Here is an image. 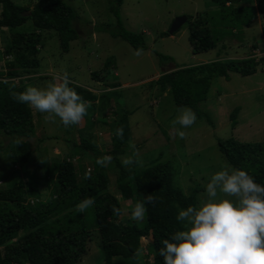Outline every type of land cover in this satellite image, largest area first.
<instances>
[{
    "label": "trees",
    "instance_id": "obj_1",
    "mask_svg": "<svg viewBox=\"0 0 264 264\" xmlns=\"http://www.w3.org/2000/svg\"><path fill=\"white\" fill-rule=\"evenodd\" d=\"M210 1L219 5L218 11L210 13L209 17L199 16L193 21L189 18L192 21L189 26V41L193 54L214 50L219 40L234 35V30L250 25L255 8L264 16V0H252L255 8L244 5L245 0ZM110 3L117 26L106 29V33L127 42L134 50L146 51L148 46L144 36L129 31L124 26L120 9L123 0H113ZM0 6V30L12 32L10 39L4 43V57H8L4 64L5 70L0 71V77L9 79L0 81V102L3 103V108L0 109V142L5 141L4 146L16 144L25 178H29L28 182L25 178H20L0 189V248L6 249L5 253L0 249V264H78L87 253L91 231L95 228L102 237V257L106 264H111L116 256L125 261L131 260L130 264H163V258L159 256L162 241L175 231L183 230V222L176 220L178 212L190 205L198 206V194L203 188L194 189L189 196L185 195L174 183L172 164L161 161V158H157L146 169L139 164L131 166V169L122 165L120 158L126 155L132 138L129 117L133 112L120 109L117 95L111 93L103 95L98 106L101 115L110 110L113 117L111 148L102 151L97 144L86 141L82 144L73 143L72 149L74 155L78 156L89 151L95 162L98 157L110 155L113 157L112 163L108 167H100L94 163V173L87 174L85 167L77 169L68 158L51 165L42 161L46 181L55 180L56 186L54 199L41 201L40 187L38 183L32 182V177H36L37 148L44 139L37 138L35 134L32 108L17 103L10 92L24 91L25 87H17L13 80L22 78L29 67L40 66L33 58L39 54L38 46L42 44V36L36 31L31 34L15 31L31 21L34 28L41 32H55L63 50L68 52L70 42L81 37L76 28L79 19L75 9L64 0H39L32 9L17 5L13 0H0ZM29 11L31 14L24 16ZM262 32L264 36V26ZM157 55L161 62L172 60L171 57L159 53ZM112 62L107 61L106 66ZM259 64L261 63L253 58L218 60L164 73L157 82L162 91L171 96L176 107L191 108L199 119L213 126L209 114L200 109L199 103L208 99L214 80L220 77L229 79L230 73H238L244 77L255 75ZM69 86L94 107L93 102L98 100L96 94L72 82ZM112 87L119 85L114 84ZM239 111L238 107L231 115L233 126ZM121 126L124 128L122 141L115 135V130ZM218 143L221 153L232 167L246 170L257 183L264 185V144L240 142L234 137L219 140ZM4 146H0V151ZM110 170L119 171L117 188L122 199H140L141 194H153L157 198L155 206H147L145 219L140 225L133 221L112 222L118 218L112 208L122 206L121 199L108 190ZM82 171L85 175L83 181L80 180ZM25 182L28 183L27 188ZM28 197L33 199L29 201ZM86 197L93 198L95 204L84 212H79L76 206ZM73 219L79 224L76 230L72 226ZM22 232L29 234L24 240L19 238ZM149 237L152 240L146 259L152 257V262L138 263L139 260L132 259L134 251L129 244L136 250L141 247V238Z\"/></svg>",
    "mask_w": 264,
    "mask_h": 264
},
{
    "label": "rangeland",
    "instance_id": "obj_2",
    "mask_svg": "<svg viewBox=\"0 0 264 264\" xmlns=\"http://www.w3.org/2000/svg\"><path fill=\"white\" fill-rule=\"evenodd\" d=\"M38 1L13 0L15 4L30 9ZM64 1L76 11L79 19L76 28L81 36L78 40L70 42L68 52L63 50L55 32H41L34 28L31 21L15 31L25 34L36 31L42 36V44L38 46L39 54L33 58L40 66L29 67V71L27 70L22 78L13 80L14 85L25 89L28 86L43 88L53 77L66 72L72 83L84 90L92 91L98 97V100L93 102L94 107L91 103L88 115L83 121L79 125L67 128L59 119L55 123L46 122L44 119L46 113L32 109L35 134L37 138L44 139L37 148L36 177H32V182L38 183L40 187L41 201L54 199L56 186L55 180L46 181L47 176L42 161L51 165L68 158L77 169L83 166L87 174H93L96 162L92 153L84 151L83 156L74 155L72 144L90 141L99 145L102 151L111 148L113 117L110 110L109 113L105 112L101 115L98 108L103 95L116 94L117 105H121L120 109L133 112L129 117L132 138L125 156L133 154L132 145H135L139 160L142 161V164H139L141 168L150 167L157 158L170 162L175 175L174 183L185 195L189 196L194 189L203 188L198 194V205L207 200L205 185L210 181L211 176L226 167L234 168L221 153L219 140L234 137L240 142L264 144V63L259 64L258 72L252 76L244 77L238 73H230L229 79L216 78L208 99L199 103L200 109L209 114L213 126L197 117L192 127L181 129L186 132V139H180L171 127V121L179 115L180 108L175 106L171 96L162 91L157 82L172 65L182 69L218 60L247 56L250 58L254 49L261 51L264 48L263 16L256 17L250 28L234 30V35L219 40L216 49L196 55L193 54L189 41L191 20L178 33L173 34L174 38L172 34L164 35V33L169 32L174 20L181 16L198 18V15L206 14L207 0H123L120 9L125 28L142 34L148 46L146 51L137 56L130 44L106 33V29L117 26V21L111 12L110 2L113 0L110 2L108 0ZM244 5L254 4L245 0ZM11 35L12 32L7 29L0 30L1 65L4 64V60L7 61L4 57V43ZM227 39L231 41L229 44L241 43L242 46L236 49L235 46L225 47L224 41ZM158 53L171 57L172 60L161 62ZM109 60L113 62L106 66ZM0 81H9V79L0 77ZM114 84L119 87L113 88ZM238 107L240 111L233 126L231 115ZM2 108L3 103L0 102V109ZM4 144L5 141L0 142V146ZM4 147L0 151V189L7 187L11 182L19 181L20 178H25L24 166L17 155L16 144H6ZM118 175V170L109 171L108 190L121 199V209L125 211L112 222L125 223L133 221L130 219V213L138 198L122 199L117 188ZM84 178L82 171L80 180L83 181ZM25 180L28 182V176ZM27 185L28 183L26 188ZM28 198L29 201L33 199ZM219 198L234 199L223 194H220ZM133 222L138 225L142 223ZM72 226L74 230L79 228V224L74 219ZM27 234L22 232L19 238L24 240L28 237ZM151 240V237L141 238L140 245L144 255L138 263L152 262V257L146 259ZM101 245L102 237L95 228L91 231L87 253L78 264H106L102 257ZM129 246L135 251L132 244ZM0 249L5 253L4 247ZM121 262L130 264L131 260L125 261L122 257L116 256L111 264Z\"/></svg>",
    "mask_w": 264,
    "mask_h": 264
},
{
    "label": "clouds",
    "instance_id": "obj_3",
    "mask_svg": "<svg viewBox=\"0 0 264 264\" xmlns=\"http://www.w3.org/2000/svg\"><path fill=\"white\" fill-rule=\"evenodd\" d=\"M141 53L142 49H138L134 54ZM70 83L65 72L53 77L43 88L28 86L22 92L11 91L10 95L17 103L46 113V122L55 123L59 119L67 128L79 125L91 107V102L84 100ZM178 112L171 127L180 139H186L187 134L181 129L192 127L197 116L189 107H182ZM115 135L121 141L124 139L123 126L115 130ZM132 147V155L120 158L122 165L129 169L142 164L138 149L135 145ZM112 160V156L104 155L96 159V164L108 167ZM205 194L204 203L179 210L176 220L183 222V230L162 241L159 256L163 264H264V185L257 183L246 170L226 167L211 176L205 185ZM220 194L234 199H218ZM141 197L130 213V219L138 223L144 221L147 206L157 203L153 194H141ZM94 204L93 198L86 197L76 208L84 212ZM124 211L112 208L116 216ZM143 255V248L137 247L132 259L138 261Z\"/></svg>",
    "mask_w": 264,
    "mask_h": 264
},
{
    "label": "crops",
    "instance_id": "obj_4",
    "mask_svg": "<svg viewBox=\"0 0 264 264\" xmlns=\"http://www.w3.org/2000/svg\"><path fill=\"white\" fill-rule=\"evenodd\" d=\"M249 2L250 3H254L252 0H249ZM253 7H254V5H253ZM205 8H206V14H201V15H198V16H203V17H209V15H210V13H212V12H214V11H218L219 10V5L218 4H215V3H213V2H211L210 0H207L206 1V3H205ZM255 8V7H254ZM254 12H255V14H254V18H253V20H252V23L250 24V25H247V26H245V28H250L251 26H252V24L255 22V19H256V17H262L263 15H261L259 12H258V10L255 8V10H254ZM264 17V16H263ZM195 18H197V17H192V19H195ZM261 20V19H260ZM189 22V21H188ZM187 22V23H188ZM189 30H190V28H189ZM235 32V31H234ZM178 33V32H177ZM235 34V33H234ZM262 37H263V39H264V36H263V32H262ZM172 38H174V36L172 35ZM225 42V47H226V45L227 46H230V47H232L233 48V46H235V48L234 49H236V48H239L240 46H242L241 45V43H239V44H237V45H233V44H229V43H231V41H229L228 39L227 40H225L224 41ZM191 48H192V46H191ZM216 49V48H215ZM255 50V49H254ZM202 54H204V53H202ZM196 55H200V54H196ZM237 55V54H236ZM236 59H238V60H242V59H248V56L246 57V58H244V57H240V58H236ZM228 60V59H227ZM214 62V61H213ZM210 63V62H209ZM206 64V63H205ZM176 68L177 69H179V67H177L176 66ZM160 76V75H159ZM110 131V130H109ZM107 135L109 134L108 133V130H107Z\"/></svg>",
    "mask_w": 264,
    "mask_h": 264
},
{
    "label": "water",
    "instance_id": "obj_5",
    "mask_svg": "<svg viewBox=\"0 0 264 264\" xmlns=\"http://www.w3.org/2000/svg\"><path fill=\"white\" fill-rule=\"evenodd\" d=\"M31 12L29 11L28 14L24 13V16L30 15ZM189 21V17L187 16H181L174 20V22L171 25V28L169 30L170 34H175L180 31V29ZM177 68L175 65H172L170 68H168L166 73H171L173 71H176Z\"/></svg>",
    "mask_w": 264,
    "mask_h": 264
},
{
    "label": "built area",
    "instance_id": "obj_6",
    "mask_svg": "<svg viewBox=\"0 0 264 264\" xmlns=\"http://www.w3.org/2000/svg\"><path fill=\"white\" fill-rule=\"evenodd\" d=\"M253 59H255L258 63L263 64L264 63V48L261 51H257V49L255 51H253V54L251 56ZM8 59V57H7ZM6 60H4V64H5ZM4 64H0V71L3 70L2 68H4Z\"/></svg>",
    "mask_w": 264,
    "mask_h": 264
}]
</instances>
